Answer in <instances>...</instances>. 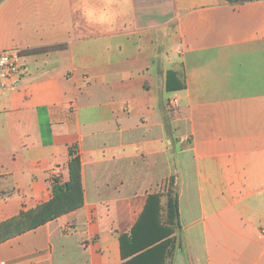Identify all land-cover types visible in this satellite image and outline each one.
<instances>
[{
    "label": "crops",
    "instance_id": "1",
    "mask_svg": "<svg viewBox=\"0 0 264 264\" xmlns=\"http://www.w3.org/2000/svg\"><path fill=\"white\" fill-rule=\"evenodd\" d=\"M10 48L0 221L49 200L73 155L84 203L1 242L0 263L124 264L172 180L185 264H264V0H0Z\"/></svg>",
    "mask_w": 264,
    "mask_h": 264
},
{
    "label": "trees",
    "instance_id": "2",
    "mask_svg": "<svg viewBox=\"0 0 264 264\" xmlns=\"http://www.w3.org/2000/svg\"><path fill=\"white\" fill-rule=\"evenodd\" d=\"M230 4L243 3L253 0H226ZM54 44L34 48V50H46L62 46ZM69 179L60 182L56 177L51 178L52 197L35 207L21 210L16 215L0 221V243L34 229L62 214L74 210L84 203V193L81 177V164L78 155H73L68 161ZM171 180L165 193L164 214L165 223L160 224V196L161 193H152L148 196L144 215L138 224L130 232L127 238L130 256L124 264H161L165 250L173 241L170 239V228H180L178 221V194L173 188ZM166 228V229H165Z\"/></svg>",
    "mask_w": 264,
    "mask_h": 264
},
{
    "label": "built area",
    "instance_id": "3",
    "mask_svg": "<svg viewBox=\"0 0 264 264\" xmlns=\"http://www.w3.org/2000/svg\"><path fill=\"white\" fill-rule=\"evenodd\" d=\"M23 68L20 63V50L17 48L0 50V89L16 87L22 77ZM179 100L176 96L167 101L171 108L177 107ZM0 264H5L1 262Z\"/></svg>",
    "mask_w": 264,
    "mask_h": 264
},
{
    "label": "rangeland",
    "instance_id": "4",
    "mask_svg": "<svg viewBox=\"0 0 264 264\" xmlns=\"http://www.w3.org/2000/svg\"><path fill=\"white\" fill-rule=\"evenodd\" d=\"M165 193V191L161 192L162 196L165 195ZM162 200H165V196H163ZM165 219V214H163V216L160 217L161 225H164ZM170 230L172 231L170 234V239H173V241L168 245L167 249L165 250L164 258L161 264H176L178 252L181 251L182 253H184L185 251L184 240H182L181 232H179V230L176 231L174 228H170Z\"/></svg>",
    "mask_w": 264,
    "mask_h": 264
},
{
    "label": "clouds",
    "instance_id": "5",
    "mask_svg": "<svg viewBox=\"0 0 264 264\" xmlns=\"http://www.w3.org/2000/svg\"><path fill=\"white\" fill-rule=\"evenodd\" d=\"M86 18L91 22L101 23L105 25H112L114 23L115 17L119 15L117 11L114 10H105L98 15H94L93 10H85Z\"/></svg>",
    "mask_w": 264,
    "mask_h": 264
},
{
    "label": "water",
    "instance_id": "6",
    "mask_svg": "<svg viewBox=\"0 0 264 264\" xmlns=\"http://www.w3.org/2000/svg\"><path fill=\"white\" fill-rule=\"evenodd\" d=\"M176 264H185L183 256L181 254L178 255L177 263Z\"/></svg>",
    "mask_w": 264,
    "mask_h": 264
}]
</instances>
